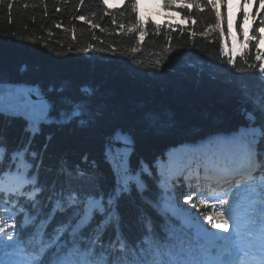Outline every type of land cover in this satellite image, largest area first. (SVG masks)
Returning <instances> with one entry per match:
<instances>
[{
  "label": "trees",
  "instance_id": "16d2710c",
  "mask_svg": "<svg viewBox=\"0 0 264 264\" xmlns=\"http://www.w3.org/2000/svg\"><path fill=\"white\" fill-rule=\"evenodd\" d=\"M247 2L232 23L226 0H166L181 25L143 19L137 0H0V83L33 85L48 109L41 125L0 113V178L30 179L0 190V252L12 213L37 264H199L214 243L170 208L188 177L235 182L226 213L264 226V0ZM221 136L247 141L240 164L213 151Z\"/></svg>",
  "mask_w": 264,
  "mask_h": 264
},
{
  "label": "rangeland",
  "instance_id": "374dc122",
  "mask_svg": "<svg viewBox=\"0 0 264 264\" xmlns=\"http://www.w3.org/2000/svg\"><path fill=\"white\" fill-rule=\"evenodd\" d=\"M125 1L126 0H106V3L109 7L115 8V7L122 6ZM165 1L166 0H138V3H139L138 5H139L140 12L142 14V18L145 19L146 17H150L159 23H164L168 21V22H173L176 24L186 25L187 22L181 18L178 12L173 11V10H167L164 8L163 5ZM227 7H228V13H229L230 20L232 23H234L235 18L239 12L238 8L235 6L231 7V0L229 1L227 0ZM244 9L246 11H250L251 5L250 4L244 5ZM253 26H254V20L250 18H247L244 20L243 28L246 31L247 36L251 34ZM259 47L264 52V32L263 31L261 32V39L259 42ZM250 133L259 135L260 130L257 127H252ZM216 144H217V148L216 150H213V151L220 152L230 161H238V160L243 159L246 156V153L248 150L247 141L241 137L233 139V138H228L226 136H221L217 139ZM206 145L210 148H213V149L215 148L211 140H209ZM172 159L174 162H176L177 154L174 153L172 155ZM25 184L26 182L22 181L19 183L18 187H14L12 189L5 187L3 190L6 192L19 193L20 191L23 190V188L25 187ZM0 186L3 187L2 183H0ZM174 190H172L171 193L173 195H178L179 202L177 203H178V208L181 209V212H179L177 208L176 209L171 208L173 214L176 215L177 217H180L181 221L188 229H194L195 234L199 235L200 232L196 228L194 219L200 218L201 216L200 211L198 210V208H196L193 205L192 197L189 194H184L181 191L174 192ZM213 202L215 206H218V200L214 199ZM98 204L99 202L92 203L90 211L87 214L88 217L90 216V213L93 211L94 207L97 206ZM25 218H27V216H25ZM202 223H203V228L206 231L207 227L204 224V222ZM222 224L227 225V230L221 229L220 227H218V225H221V224H218L214 228L213 231H214L216 240H219V238L224 237V239L227 241V242H224L225 243V245L223 246L224 249L228 248L230 241L233 240V237H232L233 233L237 237L236 245L242 242L244 244V248L249 251L255 252L257 250H261V247L264 246V242L263 240H261V239H264V230H261L259 234H257L255 237L248 239L242 235L241 230H237V232L232 231L231 230L232 227L229 224H227L225 220L222 222ZM238 256H239V253L234 251L232 257L236 258ZM251 256L254 257V255H251ZM255 260L257 259L255 258ZM206 261L209 264H216L215 259H213L212 257L210 258L208 257ZM27 262L28 260H26L25 257L21 255L3 256L0 259V264H27ZM229 263L230 261L226 262V264H229Z\"/></svg>",
  "mask_w": 264,
  "mask_h": 264
},
{
  "label": "water",
  "instance_id": "95a60500",
  "mask_svg": "<svg viewBox=\"0 0 264 264\" xmlns=\"http://www.w3.org/2000/svg\"><path fill=\"white\" fill-rule=\"evenodd\" d=\"M45 102L36 88L24 83H0V113L41 125L47 115Z\"/></svg>",
  "mask_w": 264,
  "mask_h": 264
},
{
  "label": "snow or ice",
  "instance_id": "6c2138e0",
  "mask_svg": "<svg viewBox=\"0 0 264 264\" xmlns=\"http://www.w3.org/2000/svg\"><path fill=\"white\" fill-rule=\"evenodd\" d=\"M218 227H220L223 230H227V225L221 224V225H218Z\"/></svg>",
  "mask_w": 264,
  "mask_h": 264
}]
</instances>
